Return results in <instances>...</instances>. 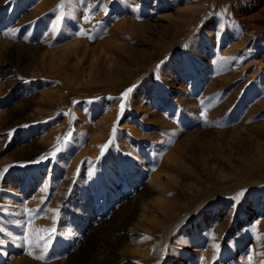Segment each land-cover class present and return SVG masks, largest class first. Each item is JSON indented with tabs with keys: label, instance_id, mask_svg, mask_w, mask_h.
<instances>
[{
	"label": "rangeland",
	"instance_id": "374dc122",
	"mask_svg": "<svg viewBox=\"0 0 264 264\" xmlns=\"http://www.w3.org/2000/svg\"><path fill=\"white\" fill-rule=\"evenodd\" d=\"M247 16L0 0V264H264V30Z\"/></svg>",
	"mask_w": 264,
	"mask_h": 264
},
{
	"label": "bare ground",
	"instance_id": "6f19581e",
	"mask_svg": "<svg viewBox=\"0 0 264 264\" xmlns=\"http://www.w3.org/2000/svg\"><path fill=\"white\" fill-rule=\"evenodd\" d=\"M242 2H244V7H245V11H247V13H248V16L243 20L244 22H245V24L249 27V29H250V27L252 28V29H255V31H256V34L259 36L260 34V36H262V34H263V30H264V18H261L260 17V15L264 12V0H241ZM241 4H243V3H241ZM233 5V4H232ZM242 7V6H241ZM238 10V9H237ZM236 11V10H235ZM240 14V13H239ZM234 16H236L235 14H234ZM254 16H256V17H258L259 18V20H257L256 22H255V24H251L250 23V18H253ZM263 16V15H262ZM238 17V16H237ZM241 17V16H240ZM264 17V16H263ZM239 20H241V18L239 19ZM254 20V19H253ZM244 24V25H245ZM259 36V37H260ZM262 38L264 39V36H262ZM77 112V111H76ZM78 114H80V113H78ZM78 117H80V116H78ZM80 119H81V117H80ZM82 121V120H81ZM84 123V122H83ZM142 208V207H141ZM145 209V208H144ZM142 210V209H141ZM149 210V209H148ZM145 211H146V209H145ZM145 214H146V212H145ZM144 214V215H145ZM142 215H143V213H142ZM143 215V216H144ZM141 216V215H140ZM125 217V216H124ZM122 218V221L123 222H121V224L120 225H118L117 227H116V230H118V233H121V232H123L124 231V225H125V223L129 220H124L125 218ZM118 242H119V244H121L122 243V239L120 238V235H119V238H118V240H117ZM2 260H3V254L1 255V257H0V262H2Z\"/></svg>",
	"mask_w": 264,
	"mask_h": 264
},
{
	"label": "snow or ice",
	"instance_id": "6c2138e0",
	"mask_svg": "<svg viewBox=\"0 0 264 264\" xmlns=\"http://www.w3.org/2000/svg\"><path fill=\"white\" fill-rule=\"evenodd\" d=\"M64 5L63 4H61V5H59L58 7H63ZM132 91V89L131 88H129V89H127L124 93H122L121 95H122V99H127V97H128V94L130 93ZM124 107H125V105H124V103H121V105H120V108H121V112H123V110H124ZM114 133H115V128L113 129V135H114ZM112 141L110 140L109 141V143H111ZM107 144L106 145H104V146H102V151H103V149L104 148H107ZM54 231V230H53ZM47 239H51V237L49 236ZM47 241H45V243H46ZM29 254H31V253H29ZM40 258H43V257H40Z\"/></svg>",
	"mask_w": 264,
	"mask_h": 264
}]
</instances>
